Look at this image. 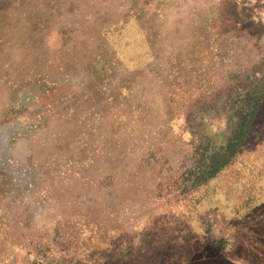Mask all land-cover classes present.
I'll return each mask as SVG.
<instances>
[{
  "label": "rangeland",
  "instance_id": "374dc122",
  "mask_svg": "<svg viewBox=\"0 0 264 264\" xmlns=\"http://www.w3.org/2000/svg\"><path fill=\"white\" fill-rule=\"evenodd\" d=\"M25 3L43 32L0 0V262L66 228L130 238L116 264H264V107L236 162L180 187L200 144L226 143L236 90L264 82V0Z\"/></svg>",
  "mask_w": 264,
  "mask_h": 264
},
{
  "label": "trees",
  "instance_id": "16d2710c",
  "mask_svg": "<svg viewBox=\"0 0 264 264\" xmlns=\"http://www.w3.org/2000/svg\"><path fill=\"white\" fill-rule=\"evenodd\" d=\"M16 2L18 8L14 12L23 20H29V23H33V26L37 30L46 29V19L45 16H39L35 13L36 17L32 16L31 7L27 9H21L20 6L27 2L28 5H32V0H13ZM25 3V4H27ZM30 30V31H29ZM25 32H32V28ZM26 43L28 45H37L30 36L27 35ZM249 84H253L255 89L249 88L251 90H244L240 88L236 90L237 99L233 102L230 111H233L232 116L233 129L228 137L225 144L219 145L215 144L213 140L207 138L202 144L198 146V149L194 150V156L197 158L195 162L190 166L186 167L182 172L181 178V193L188 194L195 188H201L205 186L212 180L217 179L224 171H226L241 155L244 151L256 130V122L258 120L259 114L264 107V82L258 78H249ZM263 87H261V85ZM49 85V83L47 82ZM47 85V86H48ZM34 96L26 95L22 98L23 103L26 102L29 105L33 100H37ZM233 101L232 99L229 102ZM41 107H44L46 111L47 105L39 102L37 103ZM34 105L31 108H26L19 111L16 115V119L13 124H7L4 126L3 130L8 127L15 125L17 128L22 127V125L28 124L24 120H30L35 115V110H33ZM40 110H43L40 109ZM48 111V110H47ZM45 113V112H44ZM37 115V112H36ZM17 180L13 179L14 190L19 188L16 184ZM2 195H5L3 185ZM1 195L0 190V196ZM1 198V199H2ZM1 212H3L1 210ZM4 216V215H3ZM4 219V217H3ZM5 231L0 232V237L2 239L6 237L9 233L13 232L10 228L9 221L3 220ZM263 234V232H261ZM263 236V235H260ZM102 240V239H101ZM105 240V238H104ZM99 242L98 237H92L87 235L83 238H78L73 236L66 228L56 229V235L52 240H44V245H40L39 242L30 241L29 243L22 246L17 245L15 242L11 244V248L14 250L15 255L4 256L0 264H116L112 263L113 257L119 258L118 261L124 262L128 260L131 251L134 246H132V240L130 238L122 237L118 238H107L105 241ZM262 242V241H261ZM35 244L34 247H31ZM257 246L264 251V244L260 243ZM19 253V254H17ZM117 261V263H118Z\"/></svg>",
  "mask_w": 264,
  "mask_h": 264
}]
</instances>
